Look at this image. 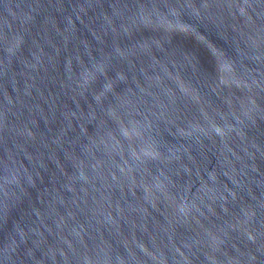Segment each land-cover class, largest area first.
<instances>
[{
    "label": "water",
    "instance_id": "95a60500",
    "mask_svg": "<svg viewBox=\"0 0 264 264\" xmlns=\"http://www.w3.org/2000/svg\"><path fill=\"white\" fill-rule=\"evenodd\" d=\"M0 264H264V0H0Z\"/></svg>",
    "mask_w": 264,
    "mask_h": 264
}]
</instances>
